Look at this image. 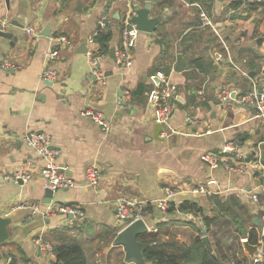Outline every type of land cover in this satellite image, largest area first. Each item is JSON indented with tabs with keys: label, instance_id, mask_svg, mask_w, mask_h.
<instances>
[{
	"label": "crops",
	"instance_id": "1",
	"mask_svg": "<svg viewBox=\"0 0 264 264\" xmlns=\"http://www.w3.org/2000/svg\"><path fill=\"white\" fill-rule=\"evenodd\" d=\"M147 1L0 0V16L10 23L6 32L12 35L0 36V176L17 171L26 162H31L33 171L29 183L0 180V217L10 220V237L0 247V264H10L9 257L12 264L54 262L55 255L42 252L36 239L51 244L76 240L87 264H135L127 262L124 247L115 244L122 230L116 205L124 197L143 206L149 232L157 228L159 237L167 239L171 233L189 229V238L176 235L191 245L201 229L208 233L199 219L191 225L177 214L161 213L154 205L151 210L145 208L165 198L167 188L183 191L193 185L207 186L222 201L237 200L252 225L255 219L260 221L261 234L264 195L258 203L252 198L261 179L211 169L200 156L220 152L227 141L235 140L252 158L263 142L264 127L254 117L253 108L237 102L246 91L242 88L244 77L233 65L249 72L247 63H258L257 72L249 73L264 83V11L253 12L247 0H157L151 17L161 18L160 23L152 33L140 32L132 66L119 67L110 50L119 46L126 17ZM201 9L214 21L218 33L201 25ZM103 15L109 17L106 31H100ZM47 25L51 36H41ZM28 27L36 33L33 38L25 33ZM100 32H109L107 50L95 41ZM59 37H65L68 44L58 42ZM238 47L248 50L249 58L245 51H232ZM85 48L86 53L80 52ZM52 50L60 55L49 61ZM99 50L104 53L98 63L104 81L94 75L89 55ZM179 55L185 59L180 73L174 71ZM196 60L199 63L193 62ZM44 68L54 69L60 80L52 85L43 82L40 75ZM159 71L169 76L178 91L172 118L155 139L159 123L154 119L152 98ZM249 79L246 85L250 88ZM224 88L231 99L221 103L218 93ZM86 108L103 113L110 130L105 132L82 116ZM189 116L197 123H188ZM172 129L181 133L173 134ZM33 131L52 137L53 147L60 151L58 164L77 184L54 192L50 203L39 174L43 160L23 141ZM93 165L101 172L98 186L86 182V170ZM185 199L191 198L179 195L175 201ZM193 199H199L197 203L208 211L207 196ZM50 204L78 206L84 218L61 213L45 218L32 208Z\"/></svg>",
	"mask_w": 264,
	"mask_h": 264
},
{
	"label": "built area",
	"instance_id": "2",
	"mask_svg": "<svg viewBox=\"0 0 264 264\" xmlns=\"http://www.w3.org/2000/svg\"><path fill=\"white\" fill-rule=\"evenodd\" d=\"M130 13L126 19L123 21L121 30V41L119 46L116 47L115 51V62L119 67L129 68L133 64V48L139 38L140 31L137 29L136 25L132 23ZM199 18L202 26L211 27L218 33V28L214 21L210 18L208 13L201 9L199 13ZM10 23L0 16V32H6ZM109 26L108 15H103L100 19V31H106ZM26 35L33 38L36 33L31 28H26ZM58 42L62 44H68V40L65 37H59ZM222 44L228 50L229 46L223 38H221ZM60 53L56 50L50 51L48 54V60L54 61L59 58ZM91 64L93 66L94 75L103 80V73L98 67V63L101 55L97 52L90 51ZM237 72L242 76L249 77V72L241 69L237 65H233ZM4 69H9V66L3 64ZM159 79V84L153 93V105L155 107L154 119L157 123L165 125L167 124L175 111V104L173 99L178 91V86L173 83L169 76L159 71L157 73ZM40 79L43 82L55 83L60 80L58 73L51 68H44L41 72ZM252 87L247 93L239 95L237 98L238 104L242 106H250L254 110V117L260 121L264 127V83H259L251 78ZM199 94L204 97L203 90L199 91ZM218 99L221 103L226 102L231 99V93L228 89H221L218 93ZM82 116L92 120L96 123L103 131L107 132L110 130V124L105 119L103 113L92 108H86L82 112ZM187 122L190 124H196L197 121L194 117H187ZM166 126V125H165ZM170 132L173 134L181 133L180 130L172 129ZM24 143L35 149L43 160V165L39 169V174L44 180V187L50 189L53 192L62 189L74 188L77 184L76 181L66 173V169L60 164H58V159L60 156V151L53 147L52 137L45 133L39 132H29L23 137ZM262 145L264 142L258 145L256 154L254 157L249 158L240 149V145L235 140H229L224 144L222 151L220 152H204L200 156V160L208 165L211 169H223L228 173L245 175L250 174L255 178H260L263 183L257 188V193L252 195L255 203L260 200V194L264 192V160ZM32 164L31 162L24 163L17 171L0 176V180L8 183L19 184V181L23 183H29L32 180ZM101 179V172L98 166H90L86 170V182L89 186H98ZM211 191L205 185H193L183 191L174 188L166 189V197L160 200H156L153 203H149L151 206H156L161 213L167 214L170 203L173 202L176 206L180 201H175L176 197L179 195H185L191 199L199 198L201 196H209ZM34 211H37L42 215V217H51L58 214L70 215L76 219H83L84 212L75 205H62V204H50L46 207L41 208L39 205H32ZM143 206L137 204L134 200L121 198L116 205V218L121 224V228H125L130 223L138 220L144 219ZM176 214L182 216L184 220L195 221L198 219L194 216L192 212L181 213L176 211ZM157 228L154 232H157ZM248 238L246 236L241 237V242H247ZM42 252L48 255L54 256L52 244L43 239H36L35 241ZM259 248L256 253L255 258L250 259L251 264H264V228L259 234ZM7 262H11V258L7 259ZM154 264V263H151Z\"/></svg>",
	"mask_w": 264,
	"mask_h": 264
},
{
	"label": "trees",
	"instance_id": "3",
	"mask_svg": "<svg viewBox=\"0 0 264 264\" xmlns=\"http://www.w3.org/2000/svg\"><path fill=\"white\" fill-rule=\"evenodd\" d=\"M213 1V0H209ZM246 5L252 8L253 12L264 11V1L263 0H247ZM109 37V32H100L95 37V41L100 43L103 49H108L107 38ZM233 52H242L245 51L248 54L249 51L243 48H232ZM99 55L104 54L102 51L97 52ZM107 53V52H105ZM257 58L253 56L252 59ZM198 62V60L193 61ZM254 61L247 63V67L249 72L254 71L257 72V68L259 65ZM201 68L199 64H196ZM243 69V68H241ZM245 70V68H244ZM247 71V70H246ZM195 72V71H194ZM250 74V73H249ZM242 76V75H241ZM244 86L242 87L244 92L247 93L251 88L246 85L250 82L249 77L242 76ZM264 142V139H261ZM262 143V142H260ZM240 145L241 143L238 142ZM263 152V160H264V145L262 146ZM264 195V192L260 194ZM209 203H212V207L210 211L206 212V209L201 206L200 203L194 201V199H185L180 201V203L176 206L173 202L170 203L168 214H176V211L181 213L184 212H192L196 218H198L202 224L205 226V230L209 232L211 225L220 221L221 217L230 218V222L235 226L234 233L235 236H232L231 230L225 232L224 235H219V231L214 230L213 239L215 242L216 250L212 249V242L209 240L210 246L208 247L204 242L202 236H199L195 239V241L191 245H186L174 237L168 239L167 241H161L158 232H148L139 237V240L145 243H150V246L144 250V258L146 263H154V264H225V262H229L230 256L228 255V251L232 250L234 254L236 252H240V257L243 263H248L250 258L246 254L243 243L241 242V237L246 236L248 238V242L251 244H257L259 241V232L258 228L260 224L252 225L250 221L251 228L246 227L245 223L249 221L247 216H243L244 207L237 200L233 198H229L228 200L222 201L218 196H214L210 194L208 196ZM146 210H151L152 206H147ZM145 211V210H144ZM143 211V214H144ZM178 215V214H177ZM180 216V215H179ZM182 218V216H180ZM197 219H195L196 221ZM175 221V220H171ZM177 221V220H176ZM194 222L183 220L182 222L195 225ZM259 226V227H258ZM203 233V230L199 231V234ZM233 233V234H234ZM204 234V233H203ZM237 245V248L236 246ZM53 252L55 254L56 260L51 264H87L85 253L78 242H65L52 244ZM245 252V253H244ZM12 260L10 264H12ZM241 263V261H239ZM237 263V264H239Z\"/></svg>",
	"mask_w": 264,
	"mask_h": 264
},
{
	"label": "water",
	"instance_id": "4",
	"mask_svg": "<svg viewBox=\"0 0 264 264\" xmlns=\"http://www.w3.org/2000/svg\"><path fill=\"white\" fill-rule=\"evenodd\" d=\"M8 2V0H6ZM157 3V0H149L146 2L144 7L135 6V14L132 16L131 21L136 25L137 29L140 32L152 33L158 24L161 21L159 17H151V10L154 4ZM41 36L50 37V25H47L46 28L40 33ZM0 36L6 38H12V35L8 32H0ZM115 51L116 47H112L110 50V57L115 60ZM83 53L87 52V49H82ZM185 69V59L182 55L178 56L177 64L174 67L175 72H183ZM249 76L253 78L255 73H250ZM48 85H52V82H47ZM233 98L235 96H232ZM165 125L157 124L154 130V138L159 139L160 134L164 131ZM263 183V180H260V184ZM19 184H23L22 181H19ZM47 194V203H50L53 197V191L50 189H46ZM195 202H199V199H195ZM191 222H194L193 220ZM254 222L259 225L260 221L255 219ZM10 220L7 218L0 217V247L1 245L7 241L10 237L9 232ZM149 232V226L144 219H138L125 228H123L117 235L115 244L118 246L124 247L125 250V260L127 262H132L135 264H147L144 258V250L150 246V243H145L139 240L141 235H144ZM204 242L209 247V239L208 237H203ZM246 254L250 259H254L256 253L258 252L259 244H251L248 241L243 243ZM1 258V254H0Z\"/></svg>",
	"mask_w": 264,
	"mask_h": 264
},
{
	"label": "rangeland",
	"instance_id": "5",
	"mask_svg": "<svg viewBox=\"0 0 264 264\" xmlns=\"http://www.w3.org/2000/svg\"><path fill=\"white\" fill-rule=\"evenodd\" d=\"M205 205H206V207L208 208V211H210L211 209V207H212V203H209V202H206L205 203ZM245 226L246 227H248V226H250V220L249 221H247V223H245ZM234 229H235V226L230 222V218H228V217H221L220 218V221L219 222H217V223H214L213 224V226H212V232L211 233H205V234H198V237L199 236H202V238L204 237V236H206V237H208V239L212 242V249L213 250H216V247H215V242H216V239H215V241H214V239H213V232H214V230H217V233H218V231H219V235H224V234H226L225 232H228V231H230L231 232V234H232V236H235V233H234ZM190 231H189V229H183V231H182V233H176L177 235H182L183 237H186V238H189V236L188 235H186V233H189ZM234 233V234H233ZM175 233H171V235L169 236V238H167V239H163L162 237H160V240L161 241H167L168 239H171V237H174L176 240H178L179 242H181V243H183V244H186V243H184V242H182L179 238H178V236L176 235ZM71 242H77L76 240H73V241H71ZM236 246V248H237V245H235ZM240 252H236V254H234L233 253V251L232 250H230V251H228V255L230 256V258H229V262H225V264H237V263H239V261H240Z\"/></svg>",
	"mask_w": 264,
	"mask_h": 264
}]
</instances>
